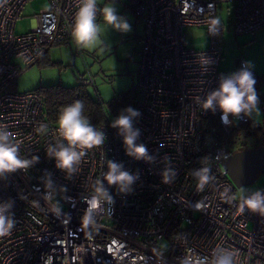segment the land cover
<instances>
[{"label": "built area", "instance_id": "built-area-1", "mask_svg": "<svg viewBox=\"0 0 264 264\" xmlns=\"http://www.w3.org/2000/svg\"><path fill=\"white\" fill-rule=\"evenodd\" d=\"M31 1L0 0V125L20 143L22 158H40L27 170L0 176V208L10 205L3 214L14 222L10 234L0 237V264H215L225 253L233 264H264V214L238 211L242 199L223 164L236 152V143L224 138L251 117H230L225 125L219 110L204 111L199 104L219 86V77L229 74L220 69L219 4L233 5L239 34L264 26V0H122L145 19L132 108L140 112L134 118L140 129L136 142L145 144L153 159L128 156L109 120L95 126L105 133V143L88 150L71 175L46 154L49 144L61 141L44 98L35 90L12 88L24 66L72 39L79 0H50L29 32H17ZM188 26L206 29L208 48L189 46ZM205 58L211 63L205 65ZM83 83L95 86L91 72ZM255 88L264 109V91ZM209 118L217 125H204ZM108 160L137 175L131 192L105 182L112 202L96 191ZM201 168L213 179L198 191L192 172ZM259 191L264 195V188Z\"/></svg>", "mask_w": 264, "mask_h": 264}, {"label": "clouds", "instance_id": "clouds-1", "mask_svg": "<svg viewBox=\"0 0 264 264\" xmlns=\"http://www.w3.org/2000/svg\"><path fill=\"white\" fill-rule=\"evenodd\" d=\"M98 15L102 17L103 24L120 32H129L131 27L124 17L118 14L117 8L110 2L99 6L98 0H79L78 10L75 13L71 35L76 45L91 49L100 42L102 32L101 24L97 22ZM219 21H215L218 25ZM215 34V28L213 30ZM203 63L208 65L211 60L205 58ZM251 64L245 61L240 70L222 74L219 77V86L210 91L203 100H199L200 107L204 111L215 113L221 112V122L230 125L229 118H240L241 116L251 117L252 114L260 111L259 94L255 88L256 79L250 70ZM85 105L82 100H76L67 105L60 112L56 120V135L61 142L49 144L46 154L55 160L56 167L67 172L69 175L78 170V165L88 150L101 146L105 143L106 136L89 121L84 114ZM140 116L138 110L131 106L126 107L111 122V127L118 130L122 137L123 146L128 156L137 160L151 161L153 158L148 155V148L143 143H137L140 136V129L134 127V118ZM46 126H41V131H46ZM20 143L14 142L12 134L5 125H0V176L5 173H15L19 170H27L34 163L39 162V156L25 159L20 156ZM208 168H201L193 171L192 175L197 179V190L203 191L204 187L213 179ZM137 179L136 174L123 170V165L112 160L107 161V171L103 173V179L97 181L96 191L98 194L112 202V196L108 186H116L119 192H131V185ZM167 183V173H165ZM51 186V181L45 182V188ZM244 189H241L243 192ZM50 194L45 193V199H50ZM242 202L238 206L240 213L245 207L251 212L264 214V195L257 190L250 196L241 197ZM6 205L0 208V237L10 234L14 222L3 213ZM90 219L85 217L86 222ZM215 264H233L232 255L225 253L221 255Z\"/></svg>", "mask_w": 264, "mask_h": 264}, {"label": "rangeland", "instance_id": "rangeland-1", "mask_svg": "<svg viewBox=\"0 0 264 264\" xmlns=\"http://www.w3.org/2000/svg\"><path fill=\"white\" fill-rule=\"evenodd\" d=\"M108 2L109 0H98L100 7ZM110 2L117 8L118 14L129 23L131 27L129 32H120L104 25L102 17L98 15L97 22L101 24L102 32L100 42L95 47L91 49L79 47L73 38L54 44L40 61L29 67L24 66L12 89L27 92L54 84L73 86L83 82L91 72L95 86H89V91L102 101L109 120L112 121L116 116L110 106L111 101L133 90L139 79L141 50L139 39L144 34L145 19L122 0H110ZM49 7L50 0H33L27 3L15 25L16 31L29 32L34 26L35 17ZM233 8L229 3H220L218 8V17L224 27L220 69L230 73L237 70V59L248 61L256 79V86L264 91V26L253 32L235 33ZM185 32L191 47L205 49L211 43V36L203 27L188 26ZM259 108L258 113L252 114V122H264V109L261 105ZM235 140V151L238 150L237 145L242 142H247L250 146L254 144L252 138L246 135H238ZM242 188L243 192H241ZM263 188L264 171H261L255 182L237 187L235 195L243 197ZM164 246L168 247V243L165 242Z\"/></svg>", "mask_w": 264, "mask_h": 264}, {"label": "trees", "instance_id": "trees-1", "mask_svg": "<svg viewBox=\"0 0 264 264\" xmlns=\"http://www.w3.org/2000/svg\"><path fill=\"white\" fill-rule=\"evenodd\" d=\"M88 87L89 85H86L83 82L73 86L54 84L50 86H42L36 91L44 98L47 117L53 122H56L64 107L72 104L76 100H82L85 105L84 114L89 118L92 125L99 126L108 123L109 117L104 104L101 100L90 93ZM134 92L135 88L127 94H121L111 101L110 106L112 107L116 117L126 107L133 106ZM202 122L204 125L213 123L217 125L216 118L203 119ZM238 135L250 136L254 142L252 146H250L247 142H242L237 145L238 150L262 146L264 145V122L255 123L251 121L246 124L238 125L234 132L226 136L224 140H228L230 143H236L235 138Z\"/></svg>", "mask_w": 264, "mask_h": 264}, {"label": "water", "instance_id": "water-1", "mask_svg": "<svg viewBox=\"0 0 264 264\" xmlns=\"http://www.w3.org/2000/svg\"><path fill=\"white\" fill-rule=\"evenodd\" d=\"M223 164L237 187L251 184L264 171V145L238 150L225 158Z\"/></svg>", "mask_w": 264, "mask_h": 264}, {"label": "crops", "instance_id": "crops-1", "mask_svg": "<svg viewBox=\"0 0 264 264\" xmlns=\"http://www.w3.org/2000/svg\"><path fill=\"white\" fill-rule=\"evenodd\" d=\"M57 44H59V43H57ZM52 46H53V45H52ZM50 49H51V47L48 49V51H49ZM48 51H47V52H48ZM47 52H46V53H47ZM41 59H42V58H41ZM41 59H40V60H41ZM237 64H238V63H237Z\"/></svg>", "mask_w": 264, "mask_h": 264}]
</instances>
